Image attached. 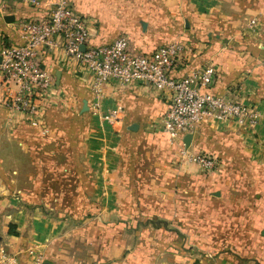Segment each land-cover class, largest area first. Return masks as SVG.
Masks as SVG:
<instances>
[{
  "label": "crops",
  "instance_id": "crops-1",
  "mask_svg": "<svg viewBox=\"0 0 264 264\" xmlns=\"http://www.w3.org/2000/svg\"><path fill=\"white\" fill-rule=\"evenodd\" d=\"M68 1L90 44L125 35L148 55L181 41L173 77L213 63L214 94L264 112V0ZM55 3L0 0V54L24 42L22 21ZM38 63L54 81L39 99L41 125L0 108V254L19 264H32L31 248L44 264H264V117L251 130L231 119L199 124L190 149L218 160L202 170L182 162L163 130L168 92L108 81L101 110L120 112L111 124L94 112L93 74L62 36Z\"/></svg>",
  "mask_w": 264,
  "mask_h": 264
},
{
  "label": "built area",
  "instance_id": "built-area-1",
  "mask_svg": "<svg viewBox=\"0 0 264 264\" xmlns=\"http://www.w3.org/2000/svg\"><path fill=\"white\" fill-rule=\"evenodd\" d=\"M21 1L32 6L41 5V0ZM256 25V20H252L248 28L254 30ZM21 26L24 42L8 45L0 54V87L4 86L0 108L23 112L33 126L41 125L39 99L54 82L52 74L39 66V54L57 36H62L65 52L93 74V109L106 122L113 124L120 114L118 109L101 110L104 87L110 80H116L122 86L147 84L171 94L162 126L170 145L179 147V156L184 163L202 170H213L218 165L215 157L191 150L184 141L185 135L195 132L204 120L231 119L251 130L264 117V112L251 104L211 91L217 75L213 63L197 67L181 78L173 77L171 72L186 50L181 41L167 42L148 55L133 51L130 39L125 35L109 44H90L87 22L68 0H56L46 16L24 20ZM29 254L32 264H44L40 251L31 248ZM0 264H19L18 256L3 249Z\"/></svg>",
  "mask_w": 264,
  "mask_h": 264
},
{
  "label": "water",
  "instance_id": "water-1",
  "mask_svg": "<svg viewBox=\"0 0 264 264\" xmlns=\"http://www.w3.org/2000/svg\"><path fill=\"white\" fill-rule=\"evenodd\" d=\"M4 19H5L7 22H11V21L14 20V16H12V15H6V16H4ZM81 48L84 50V49H85V46L83 45ZM0 61H1V56H0ZM88 108H89V107H88V101L85 100V101H84L83 112H84V111H87ZM136 127H137L136 125L131 126V128H136ZM192 137H193V134H192V133H189V134H187V135L185 136V138H184V141H185V143H186V145H187L188 147L190 146V143H191Z\"/></svg>",
  "mask_w": 264,
  "mask_h": 264
}]
</instances>
